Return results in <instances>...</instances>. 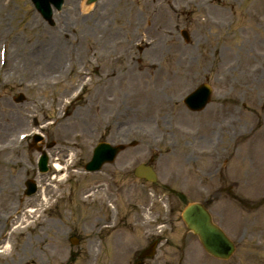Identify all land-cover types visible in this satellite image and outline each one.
<instances>
[{
  "label": "rangeland",
  "instance_id": "374dc122",
  "mask_svg": "<svg viewBox=\"0 0 264 264\" xmlns=\"http://www.w3.org/2000/svg\"><path fill=\"white\" fill-rule=\"evenodd\" d=\"M71 1L78 4L79 13L81 4L92 6V13L79 15L72 10ZM154 1L158 0H97L92 4L88 0H65L62 11L54 12L55 25L51 26L31 0H0V48L8 44L7 65L1 66L0 61V124L6 120L4 103L25 121L24 127L16 128L8 139H0V146L10 144L11 148L0 151V246H7L10 252L0 257V261L64 262L70 249L74 250L66 238V233L73 231L82 241L75 247L78 260L71 258L69 263L92 264L95 254L87 252L96 247L97 228L104 218L114 216L116 225L100 234L103 247L98 264H135L137 251L155 239L161 244L147 264H162V256L171 259L169 264H264V204L256 209L247 207L264 200V140L253 148L245 138L234 136L247 128L255 111L263 110L257 96L264 94V75L261 74L260 81L257 75H251V67L264 62V0H232L235 17L228 21L227 35L223 36L226 60H218L200 74V67L205 68L201 60L196 77L190 81L180 74L185 70L183 63L179 65L175 60L179 65V70L174 71L177 84L165 90L153 83V77L132 67V62L136 64L138 60H163L147 47L136 45L143 30L149 32L150 39L162 37L159 29L153 27V23L159 26L157 12L150 9ZM207 8L216 19L224 20L220 7L209 4L204 9ZM197 12L194 10L188 19L177 18L172 22L169 18L174 36L184 46H195L198 40L208 39L217 31L202 24ZM106 21L111 25H105ZM67 26L69 30L81 28L89 34L88 37L83 32L82 48L89 52L87 56L91 51L95 53H91L90 62L79 60L77 66L87 72L86 78L74 75V70L65 74L66 70L61 73L48 68L49 65L45 67L49 56L39 53L40 35H45L49 42L48 38L53 39ZM98 26L101 30H112L109 40H102ZM182 30L188 31V42ZM254 39V48L260 54L247 60L244 52L252 54L253 47L246 42ZM239 45L242 52L236 59L238 63L232 62ZM109 46L115 53L111 58L101 54ZM200 49L199 54H203L204 48ZM65 50L61 64L71 66L74 63ZM113 68L114 76L109 73ZM80 79L86 80L81 82L86 86L83 95L66 110L64 101L71 98ZM186 80L187 91L177 92L179 83ZM3 81L7 83L2 85ZM204 82L213 88L212 101L205 111L192 113L183 98ZM140 89L143 96L137 93ZM20 94L25 99L16 102ZM163 97H175L176 102L170 105V100L164 101ZM142 104L147 108L145 111L140 110ZM44 116L46 119L42 120ZM56 116L62 122L47 128L46 124ZM27 117L37 118V123ZM33 130H40L45 139L55 143L50 153L52 158L58 155L64 166L71 161L80 165L88 162L100 139L126 144L127 149L103 172L69 171V183L62 181L58 187L47 175L39 173L36 147H28L33 140L20 139V148L13 149L17 134ZM134 142L136 146H132ZM151 160L159 175L154 185L137 180L131 171L137 164ZM28 177H36L42 189L35 198L24 197ZM222 188L224 192L217 196ZM98 189V194L108 197L115 209L102 206L98 195L94 201H80ZM196 200L210 203L215 221L237 243L230 260L209 257L198 238L187 230L181 213L187 203ZM48 201L52 206L48 207ZM173 201L174 208L170 206Z\"/></svg>",
  "mask_w": 264,
  "mask_h": 264
},
{
  "label": "bare ground",
  "instance_id": "6f19581e",
  "mask_svg": "<svg viewBox=\"0 0 264 264\" xmlns=\"http://www.w3.org/2000/svg\"><path fill=\"white\" fill-rule=\"evenodd\" d=\"M209 4H214L215 6L220 7L221 10H223L221 15L223 16L224 20L219 21L218 19H216L217 17L213 16V13L209 8L204 9L205 6ZM71 5L72 10L78 12V4L75 1H71ZM150 9L152 13L157 12L158 14L159 26L157 25V23H153V27L159 29V33L162 35V37L157 39H150L148 36L149 32L143 30L140 31L138 42L142 44L143 47H147V49L153 55L158 54V56L163 58V60H161V62H155L153 60L147 59L143 61L138 60L136 61V64L132 62V67L133 69L138 68L139 71L143 72V75L146 74L148 77H153V83L155 85L162 86V90H165L166 87H170V85L177 84V79H175L176 74H174V71L179 70V65L181 63H183L185 70H181L180 74H183L185 78L190 81L191 77H196L197 68L200 67L199 62L201 60L204 61L205 68L200 67V74L206 73L207 69L215 65L218 60H220L221 62L226 60L224 59L225 57L223 52L225 50L226 42L223 36L227 35L225 29L227 27V24H229L228 21H233V18L235 17V4L232 0H182L181 4L176 0H158L150 3ZM80 10V13L78 12L79 15H83L84 13L87 16H89L93 11L92 6L86 7L84 6V4H81ZM194 10L198 11L197 13L201 15L200 21L202 24L207 25L210 28L217 29V31L215 33H211L208 39L198 40L195 46H184L183 43L177 37L174 36V27L169 26V18L172 19V22L177 18L188 19L192 15L191 13ZM77 12L75 14H77ZM105 25L110 26L111 24L106 21ZM99 27L100 26L97 27V30L99 33H101V35H103L101 36L102 40L108 39L110 35H112L110 34L112 31L111 29H109L110 31H107L103 29L101 30ZM83 32L84 31L81 28H72L71 30H69L67 26L63 28L60 32H58V34L53 37V39L48 38L47 40H49V42H46L45 35H40L42 39L40 42L41 51L39 53H43L44 56H49V58H46L45 60V67L49 65L48 68H51L54 71H60L61 73L66 70L65 74H68L74 67L78 66L79 60L81 61L83 59H87L90 62V55L91 53L95 52L91 51L90 54L87 56L89 52L84 51V49L82 48V43L85 38L83 36ZM85 34H87V36L89 37L88 33L84 32V35ZM62 39L67 44L66 50L64 48V45L66 44L61 41ZM34 43L31 44V47L28 51V60L30 58V53L33 52ZM107 43L108 45H112V41H108ZM246 43L252 46L253 48L250 51V53L252 54L244 52L245 58L249 60L254 58L255 56L258 57L260 53L258 54V52L254 48L256 40L254 39L251 42L247 41ZM235 46V48L238 47V45ZM201 47L204 48L203 54H199V51H202L200 49ZM239 47V52H237L236 57H233L232 62H237L236 59L240 57L242 47L240 45ZM109 49L110 46L108 48H105L101 52V54L105 57H113L115 53ZM64 50L65 52H68V57L70 58V61L74 63L71 66H65L61 64L62 61L60 60L64 57ZM61 54L62 56H60ZM262 58L264 60V56ZM129 59L132 61L133 57H130ZM49 60L52 62L50 63ZM175 60L178 61L179 65L175 62ZM173 61L175 63H172ZM6 65L7 62L5 66ZM251 68V75H257V77H259L258 79L261 81V77L264 75V62L261 66L260 64L255 63ZM234 70L236 71L237 69L235 68ZM109 73L110 75L114 76L116 70L114 68L109 69ZM193 79L194 78H192V80ZM187 80L183 83H179L177 92L182 89L185 90L188 87ZM6 83L7 81H3L2 85H5ZM137 93L143 96V92L141 89L137 90ZM82 95L83 93L80 94V96ZM257 98L260 101L263 110H260L259 112L255 111L253 113V116L249 120V123L246 124L247 128L244 131H240L239 133L236 132L237 136L243 137L248 140V146L253 148L258 147L259 143L264 140V106L262 105L264 104V94L259 93ZM162 100L169 101V99L166 97H163ZM2 106L6 109L5 112L7 114L5 113L6 120L0 124V139L6 140L14 134L13 132L16 128L24 127L25 121L24 119H21L19 117L20 115L17 116L11 111H9L8 107L10 106L7 103L2 104ZM145 109H147L146 106H143L142 104L140 110L145 111ZM61 122L62 120L59 119L56 125L58 126V124ZM202 138L203 137H200V139ZM9 145L10 144H7V147L0 146V151L1 149L6 148L11 149ZM13 149L17 150L18 148L13 147ZM57 156L58 155H55L56 161L54 162V166L58 169H61L62 166H60L59 159Z\"/></svg>",
  "mask_w": 264,
  "mask_h": 264
},
{
  "label": "water",
  "instance_id": "95a60500",
  "mask_svg": "<svg viewBox=\"0 0 264 264\" xmlns=\"http://www.w3.org/2000/svg\"><path fill=\"white\" fill-rule=\"evenodd\" d=\"M36 5L44 12H48V8H50L51 3H54L61 6V3L63 0H34ZM92 1V0H91ZM50 14V13H49ZM209 89L205 86L197 89L194 93H192L188 99L187 103L191 106L195 107H202L208 102L209 98ZM122 147H118V149H121ZM117 149V150H118ZM102 151H111L110 147L106 145H102L99 149L98 154H103ZM45 164V162H43ZM193 208V209H192ZM191 214L198 215V217H189L187 218V221L197 229L201 233L202 236H208L206 241L209 244H212L211 250L214 251L217 245H220L222 247V252H227V254H230L233 250L231 243L228 241V238L222 234V232L211 223V217L208 214V212L200 205H196L194 207L190 208ZM189 213V212H188ZM189 215V214H188ZM200 216V217H199ZM219 250H215L214 253L218 252Z\"/></svg>",
  "mask_w": 264,
  "mask_h": 264
}]
</instances>
